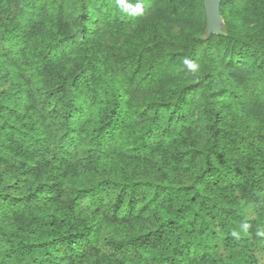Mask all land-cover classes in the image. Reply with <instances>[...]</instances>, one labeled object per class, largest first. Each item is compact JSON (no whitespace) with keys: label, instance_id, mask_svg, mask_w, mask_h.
Returning <instances> with one entry per match:
<instances>
[{"label":"trees","instance_id":"trees-1","mask_svg":"<svg viewBox=\"0 0 264 264\" xmlns=\"http://www.w3.org/2000/svg\"><path fill=\"white\" fill-rule=\"evenodd\" d=\"M124 3L0 0V264H264V0Z\"/></svg>","mask_w":264,"mask_h":264},{"label":"water","instance_id":"water-1","mask_svg":"<svg viewBox=\"0 0 264 264\" xmlns=\"http://www.w3.org/2000/svg\"><path fill=\"white\" fill-rule=\"evenodd\" d=\"M221 1L222 0H203L209 31L214 29L213 25L215 22L222 21V17L220 15ZM215 33L218 35L220 31L216 30Z\"/></svg>","mask_w":264,"mask_h":264},{"label":"clouds","instance_id":"clouds-1","mask_svg":"<svg viewBox=\"0 0 264 264\" xmlns=\"http://www.w3.org/2000/svg\"><path fill=\"white\" fill-rule=\"evenodd\" d=\"M117 3L122 7V8H126L127 5L124 3V0H117ZM137 8H140V5H137ZM183 65L185 66V68L190 71V72H196L198 69V65L196 64L195 61H193L190 58L185 57L183 59ZM247 225H244V229L247 230ZM257 235L260 237H264V231H259L257 232Z\"/></svg>","mask_w":264,"mask_h":264},{"label":"rangeland","instance_id":"rangeland-1","mask_svg":"<svg viewBox=\"0 0 264 264\" xmlns=\"http://www.w3.org/2000/svg\"><path fill=\"white\" fill-rule=\"evenodd\" d=\"M223 20L222 21H219V22H215L214 23V29L210 30V32L206 31L207 33H213V34H216L215 31L216 30H219L220 33L218 35H221L223 33ZM207 26H208V22H206Z\"/></svg>","mask_w":264,"mask_h":264}]
</instances>
